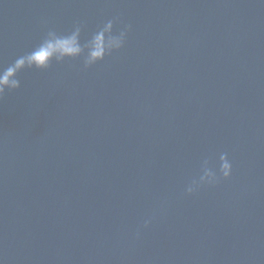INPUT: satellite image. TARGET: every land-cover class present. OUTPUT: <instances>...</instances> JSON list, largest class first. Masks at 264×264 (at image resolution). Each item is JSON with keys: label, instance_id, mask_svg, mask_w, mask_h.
Masks as SVG:
<instances>
[{"label": "water", "instance_id": "1", "mask_svg": "<svg viewBox=\"0 0 264 264\" xmlns=\"http://www.w3.org/2000/svg\"><path fill=\"white\" fill-rule=\"evenodd\" d=\"M114 17L0 97V264H264V0H0V69Z\"/></svg>", "mask_w": 264, "mask_h": 264}, {"label": "clouds", "instance_id": "2", "mask_svg": "<svg viewBox=\"0 0 264 264\" xmlns=\"http://www.w3.org/2000/svg\"><path fill=\"white\" fill-rule=\"evenodd\" d=\"M119 19L114 17L103 23L102 26L91 35L83 44L80 41L81 25L76 23L73 29L64 35L54 30H49L42 41L30 52L17 57L11 64L0 69V97L20 87L18 74L25 69L35 68L38 70L48 69L53 61L59 63L65 59L81 58L83 67L87 68L113 51L121 49L125 43L130 25L124 24L118 33H113L114 23ZM37 52H44L46 55L42 60L34 59ZM232 163L226 154L219 156V166L216 171L208 167L205 160L202 164V173L198 180H193L186 186L185 192H195L201 184H214L219 179H226L231 175ZM145 226L149 223L145 220Z\"/></svg>", "mask_w": 264, "mask_h": 264}]
</instances>
